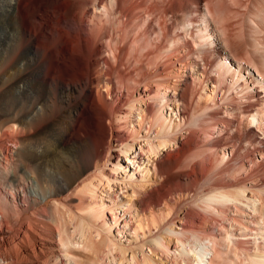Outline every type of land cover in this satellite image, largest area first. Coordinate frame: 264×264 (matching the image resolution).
<instances>
[{
	"label": "bare ground",
	"instance_id": "6f19581e",
	"mask_svg": "<svg viewBox=\"0 0 264 264\" xmlns=\"http://www.w3.org/2000/svg\"><path fill=\"white\" fill-rule=\"evenodd\" d=\"M8 44L0 264H264V0H0Z\"/></svg>",
	"mask_w": 264,
	"mask_h": 264
},
{
	"label": "rangeland",
	"instance_id": "374dc122",
	"mask_svg": "<svg viewBox=\"0 0 264 264\" xmlns=\"http://www.w3.org/2000/svg\"><path fill=\"white\" fill-rule=\"evenodd\" d=\"M81 26H78V28H80ZM6 37L9 39L8 41L10 42V43H12L14 40H13V37H12V34H11V31L9 32V34H6ZM9 45L10 44H8V45H6V46H4V49L2 48V50L3 51H1V54H0V56H2V54H3V52L5 51V50H7L8 48H9ZM3 80H4V77H2V83H3ZM17 81V77H13V78H11L10 80H8L6 83H5V81H4V83L2 84V85H0V89H1V91H0V123L2 122V119L4 118L3 117V111L5 110V109H7V108H12V109H17L18 107H20V104H21V102H23L24 101V103L29 99L28 97H25L24 99H18L17 97H15V96H13V95H8L7 94V89H8V86H10V85H12L13 83H15ZM4 87V88H3ZM20 101V102H19ZM9 103V104H8ZM8 104V105H7ZM5 105V106H4ZM17 106V107H16ZM95 108L98 110V111H101L100 110V107L98 106V105H95ZM2 114V115H1ZM48 131H49V128H48ZM136 149H138V146L136 145ZM74 154H75V152H74ZM74 156H73V153L72 154H69V159L71 160V162H73V158ZM122 158V162L121 161H119L118 162V170H117V172H114L115 173V177L117 178V181H114L111 185V190L112 189H114V190H116V191H118L119 193H121L122 192V190L121 191H119V187H118V182L122 179V178H124V174H123V172H124V170H122V168H123V166L126 164V163H123V160H124V162H125V156L124 155H121L120 156V159ZM114 160H112V162H113ZM148 168H150V171L152 172L153 171V168H152V166H150V165H148ZM108 169H110V166L108 165L107 166V170ZM109 171H111V170H109ZM128 172V171H127ZM130 172H133V169H131V167H130ZM200 183V182H199ZM180 194H182V193H180V192H178V193H176V195H174L176 198H177V196L179 197L180 196ZM121 197V196H120ZM180 208H182V207H185L184 206V204H182L181 206H179ZM117 211H118V214H123V210H118V209H116ZM156 213H159L158 211L156 212ZM105 216H108V222L109 223H111L112 224V222H111V220L109 219V214L107 215H105ZM112 234H116L115 232L113 233L112 232ZM117 238H116V240L117 241H119V242H122V244L124 245V246H129V244L134 240V236H133V233L131 232V231H129V232H126V234L124 235V237L120 234V235H118V236H116ZM148 253H150V252H148ZM127 257L129 258L130 256H131V254H130V252L128 253L127 252ZM152 255H154V254H152ZM154 258H158V255H156V256H154ZM112 264H114V262L112 263Z\"/></svg>",
	"mask_w": 264,
	"mask_h": 264
}]
</instances>
